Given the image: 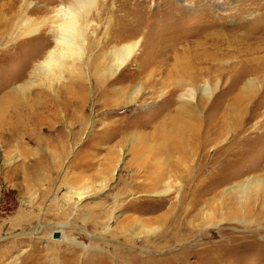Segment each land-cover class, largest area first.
<instances>
[{"label":"rangeland","instance_id":"1","mask_svg":"<svg viewBox=\"0 0 264 264\" xmlns=\"http://www.w3.org/2000/svg\"><path fill=\"white\" fill-rule=\"evenodd\" d=\"M13 1L23 0H0V10ZM25 1L52 8L60 0ZM96 2L131 10L127 34L137 33L139 49L111 89L143 83L132 104L99 96L87 74L80 91V73L54 92L37 84L23 94L31 50L19 45L24 38L0 42V264H264V0ZM177 60L197 77L193 105L205 101L204 85L213 90L196 113L217 128L201 183L200 150L196 161L184 156L195 125L173 112L176 98L158 97L174 86ZM140 70L153 72L149 81ZM252 79L259 87L244 92ZM220 116L228 118L215 125ZM237 139L238 150L218 152ZM258 181L263 187L241 195L239 186ZM182 222L189 231L176 229Z\"/></svg>","mask_w":264,"mask_h":264},{"label":"bare ground","instance_id":"2","mask_svg":"<svg viewBox=\"0 0 264 264\" xmlns=\"http://www.w3.org/2000/svg\"><path fill=\"white\" fill-rule=\"evenodd\" d=\"M96 1L97 0H60L58 5L49 8L46 5L37 6L31 1L23 0L20 3L13 1L14 4L6 6L8 8L7 10H0L1 44L6 43L5 46H7L11 43L9 45L10 47H14V45L17 47V40L24 38L23 41H26L19 45L26 46L27 50H31L28 52L29 54H27V59L24 63L25 83L17 87L19 92L24 94L25 91H28L37 84L45 87L46 90H51L54 86L58 85L59 87L60 84L63 86L64 82L69 79L68 76L71 77L72 75H79L78 73H80L79 86L77 84L79 90L81 89L83 91V83L86 77L83 78L82 76L87 74V81H90L91 86L95 88L99 96L103 97L107 95L108 92L111 93V96H115L119 99L125 96V98L128 99V104H132L138 101V99H141L143 94V83L141 85L131 86L130 84L132 82L126 83L124 81L121 83L119 82V88L111 89L112 86L118 83L116 81L117 79L114 80L115 76L119 72L121 73L132 61L139 49V41L131 40L136 32L134 34L130 33L131 35L127 34L130 30L128 15L131 10H129L127 3L114 4L112 2L100 8L97 6ZM179 1L183 2V0ZM102 21L103 23H101ZM130 32L132 31L130 30ZM98 33L102 35L100 39H96ZM136 35L137 33L135 36ZM44 38H47V41L49 40V45L40 44L41 40H45ZM33 44L37 46L33 47ZM189 66L190 65L184 60L175 61L173 63L172 73H174L176 82L171 89H163L158 97L160 99H162V97H164V99L165 97H169L170 102L172 98H176L179 105H177L176 111L173 112L179 111L182 113V116L189 117V120L193 122L190 128H193L195 125L192 137L195 140L190 144L191 151L188 149V152H185V155H183L185 158L187 156L192 158L196 151L200 150L201 157L196 161L195 159L197 156H195L193 160L196 161L197 167L199 166L201 168L204 166L203 170L199 171V174H201L199 182L201 183L202 181H207V175L203 174L202 171L206 173V168L209 166L207 163L204 164V162L208 160H206L207 155H204L203 151L208 145L211 132H217V128L212 129V127L207 124L208 118H206L204 114L201 121H199L196 115L199 109L201 111L205 109L206 101L212 96L213 90L204 85L200 91L205 101L202 100L203 102H200V107L193 105L197 92V90H194L197 77L194 76L193 71H190ZM142 73L143 72L140 70V77L138 79L146 78L144 79L146 82L149 81L148 79L153 74L151 71L150 76L147 75L148 77H145ZM65 75H67L66 78ZM72 79L71 77V81ZM256 86L259 87L257 80L252 79L247 80L242 85L241 89L245 92L250 91L251 87L254 88ZM51 91L54 92V90ZM37 94L43 96L44 99H46V97L50 99V96L48 97L43 90H39ZM12 96L13 95H10L9 97L13 98L14 96ZM50 103L52 107L48 106L46 110L54 111L55 104H52V99ZM184 107L190 108L191 110H184ZM17 110L18 109H15L14 112ZM226 118L228 117L223 116L221 118L220 116L219 119L215 118L213 123L215 125L218 123L222 124L227 120ZM238 127L239 121L231 123V134L237 133ZM233 138L236 137L233 136ZM238 143V139L231 140L222 146L218 152L227 151L231 147H235V149L238 150ZM165 153H168V151H163L160 155ZM184 164L185 161L182 165ZM184 167L186 166L184 165ZM260 183L259 181L253 182L252 184L249 183L245 187L239 186L238 189L242 192V195L252 187H263ZM89 193V191L76 194L74 192L72 195L75 196L77 200H81L87 197ZM200 193L201 196L203 194L204 197V193L202 191ZM181 214L184 219L189 216V214L186 215V210ZM206 216L205 214V218ZM192 220L193 217L191 221ZM190 222L174 224L176 225V229L180 227L189 231Z\"/></svg>","mask_w":264,"mask_h":264},{"label":"water","instance_id":"3","mask_svg":"<svg viewBox=\"0 0 264 264\" xmlns=\"http://www.w3.org/2000/svg\"><path fill=\"white\" fill-rule=\"evenodd\" d=\"M54 239H58V234L55 233L54 236H53Z\"/></svg>","mask_w":264,"mask_h":264}]
</instances>
